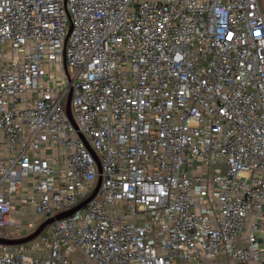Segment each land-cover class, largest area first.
Here are the masks:
<instances>
[{"label":"built area","instance_id":"obj_1","mask_svg":"<svg viewBox=\"0 0 264 264\" xmlns=\"http://www.w3.org/2000/svg\"><path fill=\"white\" fill-rule=\"evenodd\" d=\"M99 177L0 264H264L258 0H0V238Z\"/></svg>","mask_w":264,"mask_h":264},{"label":"water","instance_id":"obj_2","mask_svg":"<svg viewBox=\"0 0 264 264\" xmlns=\"http://www.w3.org/2000/svg\"><path fill=\"white\" fill-rule=\"evenodd\" d=\"M65 68H66V65H65ZM70 98H71V90L69 91L68 95H67V98H66V116H67V119H69L73 129L75 131H77V128H76V125H75V122L73 120V118L71 117V113H70ZM79 135V138L81 139V141L84 142L85 144V147L86 149L91 153V155L94 157V160H95V163L97 165V168L99 169V173H100V168L98 166V161H97V158L95 157L94 153L91 152L88 144L86 143L85 141V138L83 135H80V134H77ZM100 180L101 178L99 177L97 179V182H96V187H95V190L93 191V193L87 198L84 200L83 203H81L80 205H78L77 207L67 211L66 213H62V214H58V215H55L54 217H52L51 219H48L47 221L43 222L36 230L34 233H32L31 235H28L27 237H22V238H19V239H9V238H0V245H8V246H19L21 244H27V243H30L34 240H36V238L42 233L44 232V230L50 226H52L53 223H55L56 221H60V220H65L66 218H68V216H70L72 213L76 212V211H79L81 209L84 208V206L88 203L89 200H91L98 188H99V184H100Z\"/></svg>","mask_w":264,"mask_h":264},{"label":"rangeland","instance_id":"obj_3","mask_svg":"<svg viewBox=\"0 0 264 264\" xmlns=\"http://www.w3.org/2000/svg\"><path fill=\"white\" fill-rule=\"evenodd\" d=\"M259 4H260V8H261V12L264 14V0H258ZM53 70V73H58V69H54L51 68ZM49 70V69H48ZM58 81L59 80H53L54 85L58 86ZM54 154H57V152H55ZM20 232L17 233L14 229H9L8 230V236H19Z\"/></svg>","mask_w":264,"mask_h":264},{"label":"crops","instance_id":"obj_4","mask_svg":"<svg viewBox=\"0 0 264 264\" xmlns=\"http://www.w3.org/2000/svg\"><path fill=\"white\" fill-rule=\"evenodd\" d=\"M210 264H232L230 263L224 254H220L214 261H212Z\"/></svg>","mask_w":264,"mask_h":264}]
</instances>
